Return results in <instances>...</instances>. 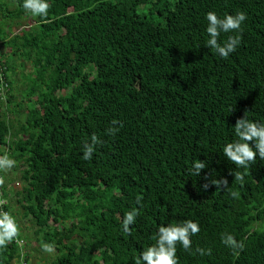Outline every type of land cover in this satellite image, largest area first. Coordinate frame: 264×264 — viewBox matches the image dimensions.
<instances>
[{
  "label": "trees",
  "instance_id": "16d2710c",
  "mask_svg": "<svg viewBox=\"0 0 264 264\" xmlns=\"http://www.w3.org/2000/svg\"><path fill=\"white\" fill-rule=\"evenodd\" d=\"M49 3L40 18L23 0H0V154L16 161L0 172V208L24 242L0 250V264H28L22 220L36 226L37 250L54 245L46 264H134L161 224L187 219L200 231L189 251L177 245L178 264H264V159L234 182L222 151L246 110L264 122V0ZM209 11L246 13L227 59L205 45ZM114 119L123 127L108 135ZM93 133L102 143L84 160ZM198 159L208 164L194 177ZM223 178L237 198L203 189ZM133 207L128 235L122 220ZM225 232L244 242L238 255Z\"/></svg>",
  "mask_w": 264,
  "mask_h": 264
},
{
  "label": "clouds",
  "instance_id": "9594fccd",
  "mask_svg": "<svg viewBox=\"0 0 264 264\" xmlns=\"http://www.w3.org/2000/svg\"><path fill=\"white\" fill-rule=\"evenodd\" d=\"M49 0H23L22 7L34 17L47 18L50 9ZM247 19L243 11L235 14H225L222 18L215 11L206 13L207 20V39L205 45L219 57L227 59L229 55L235 52L242 41V23ZM222 33H236L228 35L222 42L220 40ZM247 110L243 117L237 119L234 125V136L231 142L224 145L222 151L227 159L236 165L234 170V182H243L245 173L239 169H247L254 164L257 154L264 159V122L254 121L248 118ZM112 126L106 132L108 135H115L120 127H123L119 120L114 119ZM119 126V127H117ZM254 141V146L251 142ZM102 143L100 138L93 133L90 138L83 141V159L91 160L96 150V146ZM16 161L10 157L7 152L0 154V172H7L15 167ZM208 164L207 160H195L192 163L189 173L191 176L199 177L201 170ZM230 174H233L230 172ZM5 183V177L0 175V186ZM212 185L217 186V190L226 189L228 194L237 198L239 193L228 186L226 178L212 179L203 185L207 190ZM143 197L138 195L136 203L142 207ZM140 215L139 208L133 207L124 214L122 220V231L131 235V225L135 224ZM200 231L199 223L191 219L182 222L169 223L167 226L161 224L154 237L155 242L144 248L142 254L134 258V264H178L177 245H181L185 251L192 248L191 237L197 235ZM20 228L16 218L6 210L0 208V250L6 249L10 243L15 241L20 244L18 239ZM221 242L233 251V254L239 253L245 247L243 241H238L234 235L225 232L221 234ZM42 250L46 253H54L53 244L42 243ZM196 252L200 255H211V248L197 247Z\"/></svg>",
  "mask_w": 264,
  "mask_h": 264
},
{
  "label": "rangeland",
  "instance_id": "374dc122",
  "mask_svg": "<svg viewBox=\"0 0 264 264\" xmlns=\"http://www.w3.org/2000/svg\"><path fill=\"white\" fill-rule=\"evenodd\" d=\"M26 68L29 69V66L26 65L21 69H26ZM7 173H11V172H9V170H8ZM12 177L14 178V181H16V182H12V184L10 186H14L15 188H19L21 186V184H20L21 182L19 181V178L15 179V176L13 174H12ZM19 184H20V186H19ZM26 224H28L30 227H29V229L25 230L24 222H23V220L21 221V225L23 228L21 230V235H25L28 239L26 244L23 246V248H25L30 255L28 264L29 263H31V264H46V261L48 260V258L50 256L53 255V253H51V254L46 253L41 249L37 250L39 240L37 239L38 236L33 234V230L36 228V226L34 225L33 222H29V221H27ZM48 226H51V225H48ZM20 244L22 245V244H24V242L22 240H20Z\"/></svg>",
  "mask_w": 264,
  "mask_h": 264
}]
</instances>
